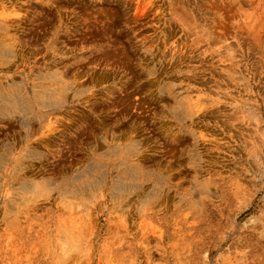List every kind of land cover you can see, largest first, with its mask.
I'll list each match as a JSON object with an SVG mask.
<instances>
[{
    "label": "rangeland",
    "instance_id": "1",
    "mask_svg": "<svg viewBox=\"0 0 264 264\" xmlns=\"http://www.w3.org/2000/svg\"><path fill=\"white\" fill-rule=\"evenodd\" d=\"M0 89V264H264V0H0Z\"/></svg>",
    "mask_w": 264,
    "mask_h": 264
},
{
    "label": "bare ground",
    "instance_id": "2",
    "mask_svg": "<svg viewBox=\"0 0 264 264\" xmlns=\"http://www.w3.org/2000/svg\"><path fill=\"white\" fill-rule=\"evenodd\" d=\"M4 51H5V49H4ZM10 93L13 94V92H10L9 90L6 91V90H3V89H0V105H1V107H3L5 109L9 104H13L16 107H19V108L23 109V111L30 110L31 105H32V102H31V100H29V98H27L26 96H22V95L16 96V94H15V97H11ZM40 101L43 104H57L59 102V98L57 96H55L50 89H45V90L42 91V95L40 96ZM184 114H188V111L183 108L182 111H181V113L179 115L180 116H183ZM180 116L178 118H180ZM120 141H121V139H120ZM99 144H100V142H99ZM132 151H133V149H132ZM120 164H122L123 166H125L126 165V162L122 161V162H120ZM101 167H102V164H100L99 162H97V161L92 162L86 169H83V171H81V174L79 173V175H77L75 178H73L70 183H67L65 185L66 188H63V192L65 194H70V195L76 194L77 195V193L80 192V190H81L80 189V177L82 175H84V174L89 173L90 171L100 170ZM20 168H21V166H20ZM144 175H145V171H144L143 168H141V167H131V168H129V169L126 170L125 177H122L119 180V183L121 185L124 184V187L123 188L125 190L126 187H127V185L129 184L128 181H130V180L139 181V180L143 179ZM157 183H159V182H157ZM38 188H39L38 185H34V188H33L34 190L32 191V193H34V194L35 193H38ZM156 193H157V191H156ZM116 194H118V193H116ZM76 209H79V208H76ZM133 235H135V234H133ZM59 240H60V245H59L60 256L59 257H63V255L65 254L66 250L68 249L69 243H68V241L63 236H61L59 238ZM94 246H95V244H94ZM74 248H75V250H77L78 246L77 245H74ZM94 252H95V250H94ZM92 255H95V254H92ZM92 258H94V257L92 256Z\"/></svg>",
    "mask_w": 264,
    "mask_h": 264
}]
</instances>
